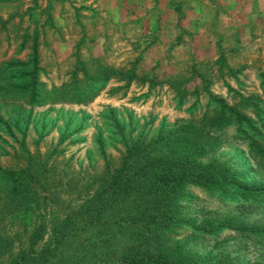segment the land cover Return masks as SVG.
I'll list each match as a JSON object with an SVG mask.
<instances>
[{"label":"rangeland","instance_id":"1","mask_svg":"<svg viewBox=\"0 0 264 264\" xmlns=\"http://www.w3.org/2000/svg\"><path fill=\"white\" fill-rule=\"evenodd\" d=\"M254 97L264 101V0H0V170L29 193L11 203L0 178L1 264L41 225L39 264H113L151 214L171 264H264V237L234 231L263 230L264 209L222 191L264 188L248 122L207 123L227 105L264 133V113L244 107ZM122 166L132 182L142 168L213 178L149 195L110 185Z\"/></svg>","mask_w":264,"mask_h":264},{"label":"trees","instance_id":"2","mask_svg":"<svg viewBox=\"0 0 264 264\" xmlns=\"http://www.w3.org/2000/svg\"><path fill=\"white\" fill-rule=\"evenodd\" d=\"M33 74L37 70V59L33 63ZM134 77V72L131 73V78ZM32 83V79L28 82L30 85ZM34 83V84H33ZM32 83V87H36L38 82L34 79ZM30 87L29 90L32 88ZM28 90V91H29ZM23 91H26L24 88ZM27 91V92H28ZM33 91L36 92V89L33 88ZM244 107L251 108L254 116L256 119H260L264 113L263 104L264 101L254 97L251 99H244ZM209 112V111H208ZM207 112V123L211 126L216 127H223L228 124L234 123L238 126L243 125V123L248 122L249 131L247 132L248 138V155L250 156L252 163L255 166L256 171L261 175L264 176V133L261 131H256L255 129V122L252 119H249L245 115L241 114L239 111L235 110L234 108H230L227 105L219 106L214 112L208 114ZM206 115H204L205 117ZM153 168V167H152ZM154 169V168H153ZM127 172L125 166L115 170L112 174H110L109 178L107 179L110 181V185H114V187H118L122 184V188L127 190H131L135 185L137 188L145 190L146 193L149 195H164L167 196L170 194V191L176 190L178 187L181 186L182 182L192 181L200 185H209L208 181L213 178V174H211L210 170L207 169V174H203L201 172H187L185 174L177 175V172L171 171L166 168L152 171L146 168H142L139 170H135L134 174L135 178H138L132 182L129 177L123 176L124 173ZM9 174L6 176V180L10 177V188H11V195L10 201L11 203H19L23 201L24 196L29 197L28 193V183L22 180L20 177V173L16 172H9V171H1L0 170V178L4 175ZM226 176V175H225ZM9 180V179H8ZM258 184H264V181H259ZM107 185V184H106ZM116 185V186H115ZM237 184H227L222 187V191L224 193L230 192L231 190H235V192L246 193L248 197H251L250 202L248 205H254L256 207H261L264 209V188L258 190H250L248 188L242 189ZM9 195V194H8ZM144 195V194H143ZM23 197V198H22ZM16 200V201H15ZM21 205L19 204L16 208V212L20 209ZM15 210V208H14ZM22 210V208H21ZM151 218L155 220L154 222H147L139 220V225L141 229V242H139L135 236L131 235L130 241L135 244L133 245L132 250H127L123 252L122 258H118L116 263L113 264H171L172 255L175 252V248L173 245H169L167 243L166 235V228L164 224V219L162 215L151 214ZM219 221L221 224H225L230 221V216H225L220 218ZM62 220L55 225H53V235L56 239L63 237L64 233H66V225ZM46 228L41 225L33 229L31 234L29 235V244L28 247H19L17 250L12 251V249H8L9 251V260L7 264H30V260H34L35 264H39L38 260V253L34 252L36 244L43 240L45 235ZM234 231L237 233L244 234L245 237L255 236L262 238L264 237V229L263 230H252L251 228H245L238 230V228H234ZM245 239V238H243ZM2 240L0 238V255L3 254V249L5 247V242L2 244ZM1 264V262H0ZM105 264V263H103Z\"/></svg>","mask_w":264,"mask_h":264}]
</instances>
